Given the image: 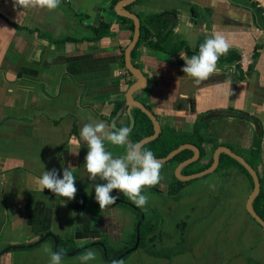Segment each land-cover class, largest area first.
<instances>
[{
    "label": "crops",
    "instance_id": "0c3cea01",
    "mask_svg": "<svg viewBox=\"0 0 264 264\" xmlns=\"http://www.w3.org/2000/svg\"><path fill=\"white\" fill-rule=\"evenodd\" d=\"M110 2L61 0L49 11L13 8V0H0V250L12 247L0 255V264H49L50 254L55 252L52 237L26 247L48 232L58 237L71 232L80 248L101 239L115 246L112 242L123 243L139 229L136 215L123 206L115 203L100 209L83 166L88 147L79 136L87 123L103 122L109 130L130 123L127 111L119 118L114 112L117 102L127 104L126 94L136 81L125 62L133 31L131 22L109 10ZM130 10L141 17L169 10L176 19L169 44L184 40L195 51L200 37L218 31L225 36L229 50L241 55L243 73H237L234 64L216 66V72L196 86L182 71L185 61L181 55L190 56L183 52L171 57L142 41L132 60L148 83L135 97L152 109L161 126L178 134L192 136L200 127L211 138L205 143L203 162L213 158L219 146L250 155L259 121L264 130V0H141ZM101 20L111 23L112 34L92 39L93 26ZM105 147L114 157L125 154L122 146L106 141ZM261 148L260 158L250 155L249 159L264 166V139ZM179 164L163 163L164 179L158 193H166ZM69 166L76 178L74 199L37 189L35 181L44 168H55L62 178L63 168ZM95 183L106 181L97 178ZM183 189L189 198L190 188ZM111 195L118 194L113 190ZM179 203L177 210L204 204ZM170 209L167 216L173 221L179 212ZM181 222L177 226L184 224ZM164 231L153 227L148 238L154 236V241L167 247L171 238ZM177 250L169 257L152 255L146 249L140 252L138 247L119 261L178 264L185 247ZM82 251L96 254L87 264L112 263L104 258L101 246ZM70 257L74 255H63L62 264H82Z\"/></svg>",
    "mask_w": 264,
    "mask_h": 264
},
{
    "label": "rangeland",
    "instance_id": "374dc122",
    "mask_svg": "<svg viewBox=\"0 0 264 264\" xmlns=\"http://www.w3.org/2000/svg\"><path fill=\"white\" fill-rule=\"evenodd\" d=\"M245 155L249 157V153L245 152ZM235 168L237 167H220L213 173L188 181L186 187L190 188L189 198L182 192L172 195L167 192V188L164 194L157 191L142 192L147 195L148 202L146 210L139 209L149 225L156 227V230L164 228V232L170 235L171 242L167 247H163L159 242L144 240L140 252L143 248H149L172 253L185 247V255L178 264H264V228L247 210L252 181L244 172L243 176L248 180L246 183V179L238 175L242 173ZM182 190L184 192L183 188ZM179 202L204 204L202 207L195 204V208L177 210L181 204ZM170 208L179 212L173 221L167 216L168 211H172ZM126 210L134 213L138 221L140 210L139 213L131 208ZM182 218L185 222L187 218V222H181ZM178 222L184 224L177 226ZM192 223H195L193 227L189 225ZM112 243H115V246L122 245L119 242ZM83 254L84 251L69 259L80 262ZM110 255L115 257L117 253L111 252ZM69 262L67 263L71 264ZM169 264L177 263L170 261Z\"/></svg>",
    "mask_w": 264,
    "mask_h": 264
},
{
    "label": "clouds",
    "instance_id": "9594fccd",
    "mask_svg": "<svg viewBox=\"0 0 264 264\" xmlns=\"http://www.w3.org/2000/svg\"><path fill=\"white\" fill-rule=\"evenodd\" d=\"M60 3L61 0H13V8H41L51 11ZM229 48L225 36L214 31L199 45L198 54L190 58L181 55L185 61L182 71L198 86L216 72L219 58L226 55ZM130 132L129 127L116 128L114 125L109 130L103 122L84 124L80 130L79 136L88 147L83 166L89 174L88 179L93 182L90 187H94V199L101 210L116 203L118 196L111 195L113 190H118L136 207L146 210L148 197L142 194L143 189L155 186L164 179L161 174L163 162L151 150L145 149L142 143L130 142ZM106 141L111 145L124 147L125 154L114 157L111 151L106 150ZM74 152L78 155V150ZM42 165L44 167L43 163ZM97 178L106 183H95ZM75 180L72 167L69 166L63 168L62 178L58 176L55 168L47 171L44 168L35 183L42 193L44 189H48L56 197L72 200L77 193ZM44 251L49 250L46 248ZM62 256L60 251L52 252L49 264H62ZM95 258V252L87 251L81 255L80 260L82 264H87ZM112 264L122 262L113 261Z\"/></svg>",
    "mask_w": 264,
    "mask_h": 264
},
{
    "label": "trees",
    "instance_id": "16d2710c",
    "mask_svg": "<svg viewBox=\"0 0 264 264\" xmlns=\"http://www.w3.org/2000/svg\"><path fill=\"white\" fill-rule=\"evenodd\" d=\"M110 7L109 10L118 16L119 19L121 20H127L131 22V29L134 32V23L131 19H128L124 16H120L116 13L115 11V5L120 1V0H110ZM141 0H137L134 3H137ZM133 3V4H134ZM254 4H256L254 2ZM132 5V4H131ZM128 5L127 8L130 9V6ZM175 11V10H171ZM169 13V10H166L164 12L156 13V14H150L145 17L139 16L141 20V36H140V42L144 41L148 43L151 47L155 49H159L161 51L166 52L169 54L171 57H177L179 54L185 52L186 55L192 56L194 54H198L199 51V45L203 43L206 39V37L202 36L199 39L197 48L195 51L191 50L189 45L186 43L184 40H180L178 43L174 44H169L170 38L174 35V28L169 32L165 33L170 19L165 17ZM264 18V17H263ZM112 34V29H111V23L101 20V22L93 26V36L92 39H100L104 36H109ZM133 36V34H132ZM138 45L136 48L132 51V58L135 59L137 55V49ZM257 52L254 54V58L256 57ZM124 55V54H123ZM124 59V56H123ZM240 55L237 53L235 50H229L226 55H223L219 58L217 62V66H222L225 64H233L237 62L236 65V72L237 73H243V69L241 68V65L239 64L240 62ZM124 63V60H123ZM134 64L139 67V65L134 62ZM128 106L126 105L125 101H120L116 103V109L114 112V115L117 116L118 118L121 117L124 112L127 111ZM149 108V107H148ZM150 109V108H149ZM152 111V109H150ZM132 116L135 120V125L131 128L130 136H129V141L136 143L139 142L141 139H143L146 136L152 135L154 133V124L152 120L145 114L141 109L137 107L132 108ZM153 112V111H152ZM154 113V112H153ZM155 114V113H154ZM156 115V114H155ZM157 116V115H156ZM131 123V121H130ZM130 123L125 125V126H120L116 124V128H121V127H130ZM75 131V129H74ZM77 134V132H74ZM211 141V138L206 136L202 131H200V127H196L194 130V133L192 136H187V135H181L178 134L175 130L171 129L170 127H165L161 126V133L160 135L150 141L145 143L143 146L145 149L151 150L156 158L164 157L167 156L172 150L176 149L177 147L186 144V143H192L196 145L200 151H201V157L199 160L194 161L186 166L183 167L182 173L184 175L188 174H193L199 171H202L206 168H208L211 163L213 162V158H211L207 163H202L201 160L202 158L206 155L207 151L205 148V143H208ZM261 143V138H256V144L254 145V148L249 150L250 155H253L255 157L260 158V144ZM194 154L193 150L187 148L182 151H180L172 160L169 162L177 161V162H182L190 157H192ZM220 166L219 167H226L230 164H233L237 166L241 171L245 172L252 181V184L254 185L253 178L251 174L248 172V170L236 159L230 157L227 154H222L221 159H220ZM248 161L253 165V167L259 172V174H262L264 172L259 171V166H262V162L254 163L250 159ZM264 169V168H263ZM261 193L260 195L255 199L253 205L257 212L262 216L264 219V176H261ZM187 182L180 181L176 176H174L172 182L167 186V192H169L172 195H178L182 188L186 185ZM146 191H159V184L152 186V187H145L142 192ZM116 193L118 194V199L116 201L117 204L123 206L126 209L131 208L134 212L139 213V208L133 205L127 197L123 196L122 193H119L118 190H116ZM140 221V226L139 229L135 228V230L130 234V239L124 241L122 245L120 246H113L111 244H108L106 240L101 239L103 243H105L107 247V252H108V257H109V262L117 261V256L122 255L124 252L129 250L131 247H133L136 244L137 240V233L138 230L140 231L141 234V240L139 247L143 244L142 242L145 241H154V236L148 238V233L149 231L153 228L152 225H149L148 221L145 218V215H143V212L140 210V214L138 216V222ZM58 237V236H57ZM59 242H60V251L62 252H71L79 248L74 244V237L71 232H68L66 236H59ZM71 246H68V245ZM65 246L69 247V249L65 250ZM146 249L150 254L152 255H157V256H171L174 255L175 253H178L179 250H175L174 252H166V251H154L149 248H144ZM111 252H116L117 256L113 257L110 255ZM129 254L124 255L121 259H125Z\"/></svg>",
    "mask_w": 264,
    "mask_h": 264
},
{
    "label": "water",
    "instance_id": "95a60500",
    "mask_svg": "<svg viewBox=\"0 0 264 264\" xmlns=\"http://www.w3.org/2000/svg\"><path fill=\"white\" fill-rule=\"evenodd\" d=\"M136 1L137 0H120L115 5V11L118 15L124 16L128 19H131L134 23L133 37H132V40H131L130 44L127 46L126 51H125V62H126L127 69L135 75L136 81L130 86V88L126 94V101H127L126 105L128 106L127 113L129 115L130 121H131L130 127H129L130 129L135 125V120H134V118L132 116V112H131L133 107H137V108L141 109L145 114H147V116H149V118L152 120V122L154 124V133L152 135L144 137L143 139H141L139 141V143H142L144 145L145 143L156 139L160 135L161 124H160L158 118L156 117V115L144 103L138 101L135 97V93L137 91H139L140 89H144L148 83L146 75L143 73V71L139 67H137L134 64V62L132 60V51L136 48V46L138 45V43L140 41L141 20H140L138 14H136L135 12H133L132 10L127 8V6L133 4ZM165 17L170 19L169 25L165 31V33L167 34L173 29V27L176 23V19L172 14H167ZM187 148L193 150L194 155L191 158H188V159L180 162V164L176 170V177L180 181H184V182L191 181V180L196 179L198 177L205 176V175H208V174L214 172L220 164V156L223 153H226L230 157L239 161L248 170V172L251 174V176L253 178L254 189H253L252 193L250 194V196L247 200V210L251 214V216L264 228V219L257 212V210L255 209V207L253 205L255 199L261 193L260 176H259L258 172L256 171V169L246 160V158L244 156L234 152L228 146H219L214 152V161L210 167H208L202 171H199V172H196L193 174H188V175H184L182 173L183 167L194 162V161H196V160H198L201 156L200 149L196 145H194L192 143L183 144V145L177 147L176 149L172 150L167 156L160 157L157 159L162 161L163 163H167L170 160H172L180 151L187 149ZM116 196H118V195H116ZM49 237H52L54 242H55V252L60 251L59 250V238L51 232L46 233L44 236L39 238L37 241L26 245V247L31 248V247L38 246L42 242H44L46 239H48ZM140 240H141V234H140V231L138 230L136 244L133 247H131L129 250H127L125 252V254H123L122 256H119L116 260L118 261L124 255L129 254L132 251L136 250L139 247ZM94 245L95 246H101L104 250L105 259L109 260L107 247H106L105 243H103L101 241H93L90 244L83 245L82 247L77 248L76 250H74L72 252H69L66 254L63 253V255H67V256L75 255V254L79 253L81 250L86 249L89 246H94ZM15 247H24V246H15ZM11 248H12L11 246L3 248L2 250H0V255L9 251Z\"/></svg>",
    "mask_w": 264,
    "mask_h": 264
},
{
    "label": "flooded vegetation",
    "instance_id": "af4514ba",
    "mask_svg": "<svg viewBox=\"0 0 264 264\" xmlns=\"http://www.w3.org/2000/svg\"><path fill=\"white\" fill-rule=\"evenodd\" d=\"M256 4H254V6H257V2H255ZM258 10H260V8L258 9ZM263 18V17H262ZM238 53V52H237ZM239 54V53H238ZM240 55V54H239ZM240 57H241V55H240ZM232 64V63H231ZM234 65H235V67H236V65H237V62H235V63H233ZM239 64L240 65H242L241 64V59H240V62H239ZM241 68H242V66H241ZM257 127H258V129L256 130V136H255V143H254V145H257L256 144V138H261V143L259 144L260 145V157H261V150H262V142H263V139H264V130H263V126H262V124L260 123V121L258 122V124H257ZM249 150H251V149H249ZM201 152V151H200ZM235 152V151H234ZM237 153V152H236ZM223 154H226V153H223ZM239 154V153H238ZM194 155V154H193ZM222 155V154H221ZM228 155V154H227ZM240 155H242V156H244L245 158L247 157L246 155H243V154H240ZM250 156V155H249ZM252 156V155H251ZM201 157V156H200ZM191 158V157H190ZM200 159V158H199ZM198 159V160H199ZM220 159H221V156H220ZM248 159H249V157L248 158H246V160L248 161ZM197 161V160H196ZM213 161H214V154H213ZM221 161V160H220ZM201 162L202 163H207V162H203L202 160H201ZM249 162V161H248ZM213 163V162H212ZM212 163H211V165H212ZM250 163V162H249ZM251 164V163H250ZM210 165V166H211ZM252 165V164H251ZM209 166V167H210ZM219 166H220V164H219ZM218 166V168L215 170V171H217L220 167ZM230 166H234V167H237V166H235V165H233V164H230V165H228V166H226L225 168H229ZM253 166V165H252ZM238 168V167H237ZM264 168V166H262V168L261 169H259V171H261V172H263V169ZM239 169V168H238ZM240 170V169H239ZM214 171V172H215ZM241 171V170H240ZM257 171V170H256ZM243 172V171H242ZM258 172V171H257ZM213 173V172H212ZM244 173V172H243ZM258 174H259V172H258ZM263 176V173L262 174H259V176ZM260 180H261V178H260ZM187 183H188V181H187ZM187 183H186V185H187ZM185 185V186H186ZM184 186V187H185ZM252 187H253V189H254V185L252 184ZM261 188H262V185H261ZM253 191V190H252ZM255 220V219H254ZM257 222V221H256ZM195 223H192V224H189V225H191V227H193L192 225H194Z\"/></svg>",
    "mask_w": 264,
    "mask_h": 264
}]
</instances>
